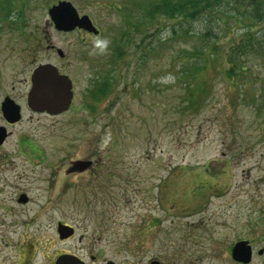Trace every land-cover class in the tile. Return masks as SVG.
I'll return each instance as SVG.
<instances>
[{
	"label": "rangeland",
	"instance_id": "rangeland-1",
	"mask_svg": "<svg viewBox=\"0 0 264 264\" xmlns=\"http://www.w3.org/2000/svg\"><path fill=\"white\" fill-rule=\"evenodd\" d=\"M61 1L88 15L99 35L57 31L48 11ZM131 2L146 1L3 2L0 103L5 93L26 94L34 67L54 57L47 42L65 52L75 100L57 116L24 109L0 146V264H49L84 248L129 253L138 264H235L229 249L239 240L252 244L250 264H264V55L245 54L248 69L234 79L218 71L223 59L198 72L183 55L203 38L221 51L246 42L250 21L232 18L251 1L223 0L189 23L151 24L140 8L131 10L147 27L119 57L114 48ZM252 31L264 39V19ZM98 75L114 79L111 92L81 106ZM20 138L41 151L29 155ZM91 155L102 165L68 172ZM59 222L75 237L60 239Z\"/></svg>",
	"mask_w": 264,
	"mask_h": 264
},
{
	"label": "trees",
	"instance_id": "trees-1",
	"mask_svg": "<svg viewBox=\"0 0 264 264\" xmlns=\"http://www.w3.org/2000/svg\"><path fill=\"white\" fill-rule=\"evenodd\" d=\"M11 3L12 0H0V8H6L5 3ZM144 3L134 2L126 5L125 29L121 30L120 37L116 43L115 51L119 57L124 55V46L131 42V38L136 32H140L141 28L146 30L147 22L145 18L141 19L134 15L131 10L144 11L146 19L151 20L150 23L160 18L175 19L181 17L189 23L196 20L203 13L212 12L217 6H220L223 0H145ZM251 3L246 5V11L243 15H234L232 19L237 24L243 22V20L250 21L247 28V40L244 43H238L230 51H221L216 41H210L208 38H203V41L199 45H192L190 48L184 50L183 55H188L190 59L195 60L196 70L202 72L210 66L213 59H223L219 61L220 73L225 74L229 79L239 77L242 73L248 69V67H242V58L249 51L259 52L264 55V39L259 38L256 34H252V27L255 21L261 22L264 19V0H250ZM129 7V8H128ZM140 8V9H138ZM127 17V18H126ZM186 32V31H185ZM175 33V32H174ZM188 31L185 33L187 34ZM133 34V35H132ZM132 35V36H131ZM205 37V36H204ZM127 40V41H126ZM145 55H149L150 51L144 50ZM153 53V52H152ZM190 72V71H189ZM113 78L108 76L103 78V81L99 83L98 93L101 97L107 96L112 90Z\"/></svg>",
	"mask_w": 264,
	"mask_h": 264
},
{
	"label": "water",
	"instance_id": "water-1",
	"mask_svg": "<svg viewBox=\"0 0 264 264\" xmlns=\"http://www.w3.org/2000/svg\"><path fill=\"white\" fill-rule=\"evenodd\" d=\"M49 15L56 28L60 31H71L76 28L88 32L98 33L95 25L88 15L80 16L75 6L69 1H61L49 9ZM72 82L67 75L60 74L57 68L52 64H42L38 66L32 75V87L28 95L29 107L35 111L48 112L50 114H59L68 110L73 99ZM18 113V108L13 113ZM17 118L16 120H18ZM4 128H0V144ZM80 167L85 170L90 163ZM22 201H27L23 196ZM58 232L61 239L70 237L73 228L63 224H58ZM260 254L263 253L261 250ZM252 247L249 241L243 240L237 242L232 250L233 258L244 264H249L252 260ZM55 264H84L75 256L62 255L58 257Z\"/></svg>",
	"mask_w": 264,
	"mask_h": 264
},
{
	"label": "flooded vegetation",
	"instance_id": "flooded-vegetation-1",
	"mask_svg": "<svg viewBox=\"0 0 264 264\" xmlns=\"http://www.w3.org/2000/svg\"><path fill=\"white\" fill-rule=\"evenodd\" d=\"M77 12L81 16L83 14H85V13H81L79 11H77ZM93 23H94V21H93ZM74 31H83L87 34L95 35L92 32H88V31L78 29V28H76L75 30L70 31V32H74ZM70 32H65V33H70ZM95 36H98V35H95ZM45 48H46V52L48 54L53 55L54 57H51V58L45 60V62H43L42 64H52L57 68V70L59 71L60 74L67 75L69 77L68 73L65 72V68H64L66 65L65 64L61 65V62L64 60V58L66 59L65 52L63 51V49L61 47L56 46L55 44H53L51 42H47L45 45ZM54 59H60L61 61L59 62V60L57 61ZM69 59H70V57H69ZM69 59L67 60L68 62H69ZM69 63L71 66L72 63L71 62H69ZM35 68H36V66L34 67V69ZM33 70L28 75V77L25 79L26 85L28 86V90H27L25 95H22L21 97H19L16 95L5 93L3 98H2V101L0 103V111L2 113L3 123H0V128H4V134L2 136L3 140H2V143L0 144V146H2L6 142V140L11 136V131H9V128L15 126L16 124H18L22 120V117H23L22 113H23L24 109H27V110L35 113V114H46V115H50V116H57V115L63 114V113H61V114H50L48 112H39V111H35L29 107L28 95H29L31 85H32L31 80H32ZM69 78H70L72 85H73L72 90H73V95H74V99H73V102H74V100H75L74 84H73L71 77H69ZM99 78H100V75H98L97 79H95L96 81L94 82L93 87L89 92V98L86 97V99L89 101L82 103L81 106H84L86 104V107H93L98 102H100L102 100L103 97H101L100 94L98 93V86H99V83H101L103 81V79L102 78L99 79ZM20 98H22L21 101L19 100ZM73 102H72L70 108L68 109V111L73 107ZM16 107L18 108V113L17 112L13 113L14 110H16ZM17 118H19V119L16 120ZM22 139L23 138H20L19 142L21 141V143H25L23 145L26 146L24 148H27V150L29 151V155H35L36 151H41V149L36 144H34L31 139H28V140L27 139L22 140ZM31 147L34 148L33 151H31L29 149ZM82 160H84V161H81V162L90 163L88 170H85V172H83V173H86L89 171L91 172L93 168L99 167L102 165V163L97 161L95 159V156H93V155H91L89 158L82 159ZM79 162H80L79 160L75 161L74 164L72 166H70V168L68 169V172L83 171V170H80V167H82L86 164L85 163H79ZM117 164H118V162L115 163V160H114L113 166L115 167V166H117ZM144 222H145V219H144ZM71 227H73V226H71ZM74 237H75V231L66 240H70ZM233 247L234 246H232L229 249L230 259H232L235 262V264H243V263H241V262H239L233 258V255H232ZM61 255L75 256L79 260H81L84 264H138V263L130 262V256H132V254L119 251L116 254L114 253L113 256L110 257V254L107 250L99 249V248H84V249H82L81 253H77L76 251L75 252L74 251H66V252H63V253L59 254L58 256H56L55 259L52 260L49 264H55L57 258ZM147 264H165V263L162 260L156 258V259H149Z\"/></svg>",
	"mask_w": 264,
	"mask_h": 264
}]
</instances>
